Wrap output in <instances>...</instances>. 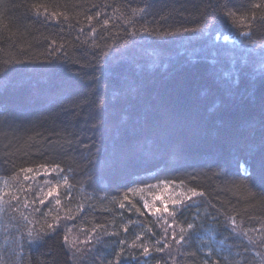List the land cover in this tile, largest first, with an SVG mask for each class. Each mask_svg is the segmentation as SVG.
<instances>
[{
  "label": "trees",
  "instance_id": "1",
  "mask_svg": "<svg viewBox=\"0 0 264 264\" xmlns=\"http://www.w3.org/2000/svg\"><path fill=\"white\" fill-rule=\"evenodd\" d=\"M225 3L256 13L251 36L218 14ZM254 3L0 0V189L9 193L0 264H116L121 248L119 264H264V9ZM195 28L203 30L183 31ZM242 165L247 190L237 186ZM21 168L33 169L28 180ZM161 180L205 195L169 206L175 218L153 215L144 201L163 185L129 189ZM56 181L45 198L41 184Z\"/></svg>",
  "mask_w": 264,
  "mask_h": 264
},
{
  "label": "snow or ice",
  "instance_id": "2",
  "mask_svg": "<svg viewBox=\"0 0 264 264\" xmlns=\"http://www.w3.org/2000/svg\"><path fill=\"white\" fill-rule=\"evenodd\" d=\"M33 7L36 9L38 15L40 14V9H43V11L45 13H48V8L45 5H33ZM251 7L253 9H264V0H260V3H254ZM139 11L143 12L144 10L140 9ZM218 14L223 16V17H225V18H227V19H229L231 21V23L233 24V26H237V27H241V28H246L247 29V30H241L240 31V35H243L245 37H249V36H251L253 34L252 31H251L252 25H251V23L249 21L256 19V13L255 12H252L251 13V17H249L248 15H246L244 13H238L237 11H234L232 8H230L228 6L227 3H225V4H223L222 6H220L218 8ZM96 15L99 16L100 14L97 13ZM58 16H64V19L68 18L66 15H64V13H57L56 11H52L49 14L50 18H57ZM215 18L216 17H212L213 20H215ZM260 18L262 20H264V16H262ZM86 19L88 21H91V20L94 19V17L93 16H87ZM107 23H108V21L105 20L104 24L107 25ZM207 27H210V24L207 21H205L204 24H203V28H207ZM201 30H203V29L202 28L183 29V31H201ZM95 31H96V29L92 28V32H95ZM144 31H147V29H144ZM168 34L169 33H167V32L163 33V35H168ZM225 39H227V37H225ZM129 150L130 151H136V150H138V146L132 145V146H130ZM40 167H43V168H45V171H48L47 166L41 165ZM241 168H242V172L245 173V175L243 176L241 183L239 185H237V186L247 190L248 189V185L244 181L251 180L252 176H251L250 173H248L247 166L242 165ZM51 171L52 172H56L58 174L59 172H61L63 170L60 169L59 165H56L55 167L52 168ZM31 172H33L32 168H21L19 170V173H24L25 174L24 177H23L24 180H28L29 179L27 174L31 173ZM19 173H16L10 179L18 181ZM3 183L5 185H7L9 183V180L5 179V180H3ZM63 183L64 184H68L67 176L63 177ZM59 184H60V181H56L55 184H53L52 186L48 187V190H47V193L45 195V198L53 196V194L57 192V188L59 187ZM174 184H176V181H173V180H161L157 184H145L143 188H132V189H129V191L142 192V191H144V188L157 189L161 185H163V188H164L165 191H168L170 186H172ZM178 187L186 188V191L179 192L178 196L185 197L187 200H192L194 197H202V196L205 195V193L203 191L198 190L196 187L186 186L185 182L183 180L179 181ZM5 195H9V193L7 191H4V190L0 189V205H2L3 197ZM178 196H173L170 199V202H171L173 207L182 206L184 204V202H185L184 199H180V198H178ZM18 199H19L18 196L11 195V200H18ZM124 199L127 200L128 196L125 195ZM156 201H160V206H157ZM40 203L41 204L44 203V199L43 198L40 199ZM56 203L59 204L60 201L57 199ZM120 207L121 208L124 207L123 202L120 203ZM144 208L150 210L153 215H156V214L159 213V214H161V216H163V214H167L168 216H171L173 218H175V216H176V212L170 210V208H169V200L164 199L160 195H154L153 200H152L151 203H149L147 200H145L144 201ZM137 211L139 212L140 209L137 208ZM69 218L71 219L72 217H69ZM58 219H59L58 217L54 218V221L52 223H47L46 224V229L47 230H45L44 228H41L40 232L37 233V237L36 238L37 239H42L43 236L47 235L49 231L54 232L56 230V228L58 227ZM227 219L229 221V224L231 225V227L235 231V229L237 227L236 226L235 217L229 216ZM165 222H167V221H165ZM192 228H193V224H191V223H189L187 225V228L181 227L180 228V235H179L178 239L176 238V234L173 233L172 234V239L175 242V244L180 245L181 242H183L185 240V237H186V234H187L188 230H190ZM27 234H28L29 238L32 237V232L31 231H28ZM137 239H139V237H137ZM63 240H64V243L66 245H69L70 247L75 248V252H81L82 251L81 248L76 247V242L75 241H70L69 240V236L67 234L64 235ZM80 243L87 244V243H89V240L81 241ZM120 243L123 244L124 242L121 241ZM159 243H160V241H156V244H159ZM133 247L142 248L143 249V255H145V256H147L149 254L150 249H149L148 246H146L144 244L136 245L134 243ZM170 247H171L170 244L165 243L163 245V247H157L155 250L157 252H163L165 248H170ZM123 251H124V249L121 248L119 251L116 252V264H119V258L121 256V254L123 253ZM74 255H75V253H74ZM209 255H211V252L209 253ZM110 264H111V262H110Z\"/></svg>",
  "mask_w": 264,
  "mask_h": 264
},
{
  "label": "rangeland",
  "instance_id": "3",
  "mask_svg": "<svg viewBox=\"0 0 264 264\" xmlns=\"http://www.w3.org/2000/svg\"><path fill=\"white\" fill-rule=\"evenodd\" d=\"M48 187H50V184H47V185L41 184V186H40L39 189L41 190V193H45V192H47ZM37 188H38V187H37ZM178 193H179V192L174 191V190H172L171 188H169L168 191H165V190L163 189V191L160 192L159 195L162 196L164 199L169 200V206H172V204H171V202H170V199H171L173 196H178ZM178 198H180V199H184V200H187L185 197H180V196H178ZM187 201H189V200H187ZM156 204H157V206H160V201H156Z\"/></svg>",
  "mask_w": 264,
  "mask_h": 264
}]
</instances>
